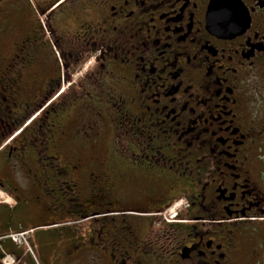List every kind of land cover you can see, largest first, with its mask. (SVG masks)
<instances>
[{
  "label": "flooded vegetation",
  "instance_id": "1",
  "mask_svg": "<svg viewBox=\"0 0 264 264\" xmlns=\"http://www.w3.org/2000/svg\"><path fill=\"white\" fill-rule=\"evenodd\" d=\"M0 44L1 217L102 264H264V0H0Z\"/></svg>",
  "mask_w": 264,
  "mask_h": 264
},
{
  "label": "rangeland",
  "instance_id": "2",
  "mask_svg": "<svg viewBox=\"0 0 264 264\" xmlns=\"http://www.w3.org/2000/svg\"><path fill=\"white\" fill-rule=\"evenodd\" d=\"M7 48H9V46H5V45H1L0 44V51H7ZM16 131L18 129H15ZM3 129L2 127H0V136L2 133ZM10 131L9 134H12L11 136H8V138L6 139V141L11 138L16 131ZM4 138V136H3ZM102 142H104L103 144H105V140L102 139L100 140ZM98 141V142H100ZM97 142V143H98ZM98 143L97 146H100L101 143ZM116 142V143H115ZM114 142V148L115 149H120L119 151H125V150H129L131 149V144L130 142L126 141L125 139H119L117 141ZM102 144V146H103ZM99 148H95L92 149L90 152V158H92L94 164H98L100 163L101 160V156L99 154ZM3 155H2V159L0 157V164L2 162V160H4L5 162V157H6V153L7 150L3 148ZM87 154V153H86ZM17 156H12L10 159H8L5 163V169H14V171H19L20 170V164L17 161ZM4 163L0 166V172H3V168ZM6 198V200L13 205L14 200L11 199V197H9L8 195L4 196ZM182 204H179V207H182ZM8 220H10L13 223H8L10 225L11 229H18V225L20 224H15L16 222V218L15 216H7ZM120 217V216H118ZM168 219H170V217H167ZM128 219V222L131 223L130 218H126ZM7 221L6 218H4V222ZM85 223H76L74 225V228L80 229L82 231H80L81 234L84 233V230L86 227H84ZM95 225H98L95 224ZM4 224L1 225V227H3ZM17 226V227H16ZM21 226V225H20ZM23 228H26V226H23ZM45 226H40L37 227L31 234V238L29 241V244L31 245L32 248V255H28L26 253L25 255V263L26 264H102L104 260H102V256L99 255L98 251L91 249V251H88L87 249H81L78 246H75L74 244H72L70 247V250H68V243L70 242V239L72 240L73 238H66V237H56L54 234H52L51 232L45 231L44 230ZM14 249V247H12ZM16 250V249H15ZM20 249H17V251L19 252L18 254H22L24 249H21V251H19ZM25 254V252H24Z\"/></svg>",
  "mask_w": 264,
  "mask_h": 264
},
{
  "label": "built area",
  "instance_id": "3",
  "mask_svg": "<svg viewBox=\"0 0 264 264\" xmlns=\"http://www.w3.org/2000/svg\"><path fill=\"white\" fill-rule=\"evenodd\" d=\"M10 237L12 238V240L18 244H21L25 241V233L22 232V233H15V234H11ZM5 263L6 264H16L15 261L7 256L5 259H4Z\"/></svg>",
  "mask_w": 264,
  "mask_h": 264
},
{
  "label": "water",
  "instance_id": "4",
  "mask_svg": "<svg viewBox=\"0 0 264 264\" xmlns=\"http://www.w3.org/2000/svg\"><path fill=\"white\" fill-rule=\"evenodd\" d=\"M1 264V263H0Z\"/></svg>",
  "mask_w": 264,
  "mask_h": 264
}]
</instances>
